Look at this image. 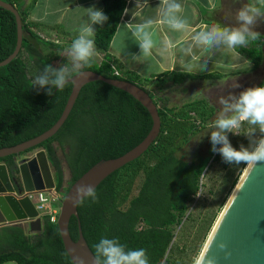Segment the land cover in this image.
<instances>
[{
	"label": "trees",
	"instance_id": "obj_1",
	"mask_svg": "<svg viewBox=\"0 0 264 264\" xmlns=\"http://www.w3.org/2000/svg\"><path fill=\"white\" fill-rule=\"evenodd\" d=\"M18 11L22 25V46L17 57L0 67V149L30 140L48 130L60 117L71 92V84L62 92L49 96L46 90L33 88L35 77L44 68H55L60 61L62 42L67 35H58L57 43L41 38L28 17L35 0H1ZM108 21L94 25L97 55L92 71L105 78L123 80L144 89L157 106L155 96L147 87L152 78H143L125 70L109 53L128 0H101ZM264 37L249 47L237 49L254 69L263 59ZM73 39L69 38L68 42ZM16 24L12 13L0 8V62L14 50ZM99 58V59H98ZM114 69L118 75L114 74ZM173 84L186 80H220L224 74L210 75L164 74ZM160 77H157L159 80ZM256 87H264V77ZM160 132L155 142L138 159L105 178L95 189L98 200L88 199L78 204V218L71 217L68 231L73 241L78 239V222L83 237L95 253L94 245L102 237L116 238L127 249L143 248L150 264H173L174 228L187 215L189 205L197 196L201 179L209 161H218L219 154L200 144L190 150L191 158L180 157L190 140L212 121L214 109L204 99L189 101L181 107H158ZM152 120L147 110L127 93L102 82L86 84L58 132L35 149L45 151L53 172L55 192L64 196L69 187L92 166L103 160L115 159L138 145L148 134ZM57 143L68 167L70 180L63 189V171L56 156ZM202 148V147H201ZM31 149L28 152H31ZM12 157L0 159L10 163ZM234 183V182H233ZM57 219V216H56ZM206 227L205 233L209 226ZM40 234H28L23 225L0 228V264H73L66 254L56 220L42 217ZM184 252L185 248H180ZM95 256V255H94ZM193 259L179 264H192Z\"/></svg>",
	"mask_w": 264,
	"mask_h": 264
},
{
	"label": "clouds",
	"instance_id": "obj_2",
	"mask_svg": "<svg viewBox=\"0 0 264 264\" xmlns=\"http://www.w3.org/2000/svg\"><path fill=\"white\" fill-rule=\"evenodd\" d=\"M86 11L87 19L70 46L61 54L67 63L59 68L46 66L35 77L33 88L46 90V94L52 96L56 90L64 91L69 84L76 85V78L88 77L87 70L92 67L97 55L94 25L102 26L108 17L95 7ZM129 14L131 21L120 26L127 32L129 41L139 48V54H130L132 61L147 63L150 71L154 62L166 59L175 48L181 56L180 66L191 74L206 70L209 61L215 60L216 65L218 58H223L226 53L245 49L261 39L255 28L259 21L264 20V0H249L240 8L234 16L235 26L215 24L194 27L181 0H160L156 8L151 7L149 0H135L133 9H124V15ZM160 28L167 33L162 39L158 38ZM236 56V63L229 61L230 67L250 66L247 60L239 63L243 59L239 52ZM217 102L219 110L208 125L211 151L219 154L224 163L237 167L245 164L246 170L251 172L258 162L264 161V87L248 88L239 95H222ZM229 133L244 135L249 146L241 144L237 150L229 140ZM88 199L93 202L98 200L95 189L81 186L73 203L83 204ZM94 249L95 264H150L145 249H127L116 238L102 237ZM195 264H201V259L198 258ZM208 264H215L214 259H209Z\"/></svg>",
	"mask_w": 264,
	"mask_h": 264
},
{
	"label": "water",
	"instance_id": "obj_3",
	"mask_svg": "<svg viewBox=\"0 0 264 264\" xmlns=\"http://www.w3.org/2000/svg\"><path fill=\"white\" fill-rule=\"evenodd\" d=\"M0 8L13 14L16 24V43L12 53L0 62L8 65L19 54L22 46V25L18 11L11 4L0 0ZM102 82L119 89L148 112L152 126L146 137L122 156L103 160L92 166L77 179L63 196L56 225L63 248L73 264H95V256L89 249L78 222V239L73 241L68 231L71 217L78 218L77 189L91 186L94 189L109 175L141 157L155 142L160 132L158 107L149 94L139 86L123 80L105 78L89 71L86 79L76 78L58 120L42 134L18 145L0 149V159L12 157L10 163H0V228L24 225L28 234H40L42 218L30 196L36 193H52L55 181L46 153L37 146L53 137L67 120L82 87L92 82ZM33 154L20 158L23 153ZM31 151V152H32ZM209 161L206 169L211 163ZM225 245L221 248L220 245ZM201 264L214 259L215 264H264V161L258 162L249 172L245 169L231 196L219 214L216 223L199 256Z\"/></svg>",
	"mask_w": 264,
	"mask_h": 264
},
{
	"label": "rangeland",
	"instance_id": "obj_4",
	"mask_svg": "<svg viewBox=\"0 0 264 264\" xmlns=\"http://www.w3.org/2000/svg\"><path fill=\"white\" fill-rule=\"evenodd\" d=\"M247 3H249V0H221V8L217 14V18L221 23V26H235V13ZM255 31L259 32L261 36L264 37V20L258 22V26L255 28ZM41 38L48 40L51 43H57L56 38ZM59 43L63 45V49L61 51H56L60 55V61L57 63L58 68L60 65L67 63L66 58L61 57V54L71 44L68 42V39ZM262 51L263 59L257 69H254L252 64L249 62V67H247V65L238 66V72L235 71L236 69L230 71L229 61H227L226 68L214 70V72L219 74L228 73L225 78L213 80L209 85L207 82V85L205 86H203L204 84H201L199 81L191 84L188 87L187 92L189 99H186L184 102L187 103L196 99H204L207 104L214 109V115L212 118V120H214L220 107L217 102L220 96H227L228 94L239 95L240 92L248 88L256 87L260 80L264 77V46ZM242 61L243 60L241 59L239 63L242 64ZM180 94L181 93L178 90L174 89L170 91L168 90L167 92L154 93L153 95L155 96L157 107H174L176 105L179 106L183 102L182 99H184V96L180 97ZM209 131L210 129L207 128L196 137L192 138L186 149L179 151L178 155L186 159L191 158L189 151L196 148L199 144L200 151L206 150L208 142L210 141V133L208 134ZM228 136L232 146L237 150H239L241 144L245 147L249 146V141L244 135H233L229 133ZM53 145L56 149V156L60 161L61 169L63 171L64 189L67 187L70 180V173L66 165L63 152L57 143H54ZM33 152L34 151L23 154L22 157H29L33 154ZM245 169V164H241L237 167L235 165L231 166L224 163L220 155L218 157V161L210 163V168L206 170L204 177L201 179V187L198 192L200 195H197L189 205L187 212L189 218L187 220L184 218L182 222L174 228V255L171 260L173 261V264L186 262L189 259H193L192 264H195V261L199 258L219 214L231 196L242 174L245 172ZM53 192L56 200L52 202L50 206L51 210L56 213L54 215L56 217L59 213L60 204L63 198V191L59 194L55 191ZM211 219L212 222L209 229L204 235L206 227ZM181 247L185 248L184 252H181Z\"/></svg>",
	"mask_w": 264,
	"mask_h": 264
},
{
	"label": "crops",
	"instance_id": "obj_5",
	"mask_svg": "<svg viewBox=\"0 0 264 264\" xmlns=\"http://www.w3.org/2000/svg\"><path fill=\"white\" fill-rule=\"evenodd\" d=\"M32 1L34 0H23L25 6L30 4ZM181 2L186 5V11L190 16L194 27L204 25L211 27L215 24L221 25L217 18V14L221 8V0H181ZM149 3L152 8H156L159 6L160 0H149ZM92 7L103 11V4L101 0H35V4L29 13L28 20L36 25L37 28H35L34 31L40 37H52L57 39L58 35L66 34L68 39H74L78 34L79 28L87 19L86 9ZM134 7L135 0H128L125 8L131 10ZM131 19L130 14L124 15L123 12L116 32L110 42L108 53L115 60H117L125 70L133 72L143 78H152L153 83L147 87V90L154 94L176 89L181 93L180 97L184 96V99H182L183 102L179 106L176 105L174 107H181L185 104L184 101L189 99L187 92L188 87L191 84L198 81L201 84H204L203 86L207 85V82L208 85L211 84L213 80H186L184 83L176 85L170 81L171 76L163 77L164 74H189L180 66L182 63L181 56L178 49L175 48L171 50V54L166 59L160 60L158 63L154 62L150 71H148L149 66L147 63H136L132 61L130 54H139V48L137 45L129 41L127 32L122 26H120L130 22ZM166 35V31L163 28H160L158 38L162 39L166 37ZM236 53V51L229 52L226 53L223 58L217 57L218 63L216 65L215 60L209 61L206 70H197L190 75L202 76L217 73L214 72V70L226 68L227 61L236 63ZM242 60L243 64L245 58L243 57ZM229 69L230 71L234 69H236V72L239 71L238 66L235 68L229 66ZM157 77H160V79L157 80ZM53 193L54 192H52V194ZM4 264L16 263L6 262Z\"/></svg>",
	"mask_w": 264,
	"mask_h": 264
},
{
	"label": "built area",
	"instance_id": "obj_6",
	"mask_svg": "<svg viewBox=\"0 0 264 264\" xmlns=\"http://www.w3.org/2000/svg\"><path fill=\"white\" fill-rule=\"evenodd\" d=\"M114 74L118 75L117 70L114 69ZM31 200L34 202L35 208L38 211L39 216L42 218L45 215L50 216L51 221H55L56 213L51 210V203L56 200L55 195L52 193H36L30 196Z\"/></svg>",
	"mask_w": 264,
	"mask_h": 264
},
{
	"label": "flooded vegetation",
	"instance_id": "obj_7",
	"mask_svg": "<svg viewBox=\"0 0 264 264\" xmlns=\"http://www.w3.org/2000/svg\"><path fill=\"white\" fill-rule=\"evenodd\" d=\"M23 154H26V153H23ZM23 154L20 155V158H23V157H22Z\"/></svg>",
	"mask_w": 264,
	"mask_h": 264
}]
</instances>
